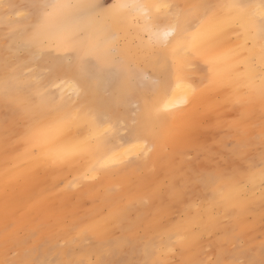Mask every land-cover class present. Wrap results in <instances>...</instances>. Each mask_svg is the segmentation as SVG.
Instances as JSON below:
<instances>
[{"label": "bare ground", "instance_id": "bare-ground-1", "mask_svg": "<svg viewBox=\"0 0 264 264\" xmlns=\"http://www.w3.org/2000/svg\"><path fill=\"white\" fill-rule=\"evenodd\" d=\"M97 1L62 0L61 5L76 7L53 8L51 14L56 17L38 19L32 38L22 32L25 27L16 36L20 41L26 40L31 50L44 44L40 62L58 70L59 76L50 78L41 88L30 87L19 76L18 67L7 60L5 48H0V103L10 110L14 123L22 122L28 128L27 140L23 141L28 145L25 148L9 145L0 125V165L2 156L14 159L10 165L0 166V212L4 216L7 207L16 210L24 206V215L33 212L41 199L52 208L57 195L55 184L66 171L77 187L85 177L102 173L108 178L112 172L119 173L136 164L148 155L149 148L155 146L161 135L174 138L176 143L192 144V139L185 140V135L177 130L196 129L206 114L213 115L209 120L211 125L220 127L221 111L233 108L237 101H243L237 109V124H245L247 130L255 132L254 123L262 119L264 41L249 25L246 13L228 7L233 3L258 4L259 1L181 0L180 8L174 9L169 18H162L157 10L161 0H117L111 9L99 7ZM46 3L49 4L48 0ZM140 5L149 6L147 17ZM0 22L11 23L1 14ZM173 25V34L163 40L165 47H161L162 40L157 34ZM16 27L20 28L15 25L10 29L12 35ZM164 52L170 56V64L163 59ZM197 54L214 63L212 88L204 86L190 70L189 65ZM157 56L162 58L158 62L160 66L157 65V78L144 76L142 69L155 68ZM127 101L138 103L135 115L139 121L129 125L120 136H107L114 125L110 117V120L102 119L100 115L118 111ZM158 155L155 150L152 156ZM41 158L66 161L68 165L58 173L47 174L38 166ZM220 168L214 167L212 172ZM263 169L253 174L256 187L264 175ZM161 172V175L152 173L146 186L148 191L171 186L166 169ZM123 183L125 193L118 197L121 208L144 189L140 182ZM240 190L243 188L233 187L231 192L245 208L248 201L239 198ZM227 196L228 192L223 198L226 200ZM259 196H264V190ZM19 215H23L22 209L8 218ZM215 219L210 217L208 221ZM192 220L191 216L185 217L165 232L168 254L172 236L182 233L195 236L196 233L190 232ZM115 232L110 225L106 234H102L98 248L116 249L134 242L125 233L118 236ZM150 232H155L152 225ZM148 239L150 236L145 240ZM150 246L144 242L142 250L149 260L158 264V251ZM184 256L197 257L185 251Z\"/></svg>", "mask_w": 264, "mask_h": 264}, {"label": "rangeland", "instance_id": "rangeland-1", "mask_svg": "<svg viewBox=\"0 0 264 264\" xmlns=\"http://www.w3.org/2000/svg\"><path fill=\"white\" fill-rule=\"evenodd\" d=\"M46 1L0 0V14L11 21L0 22V48H5L7 60L18 67L19 76L34 88H41L50 78L58 77V70L49 63L40 62L44 44L31 50L26 40H18L17 35L25 27L24 35L34 36L38 17L29 14L31 10L27 6ZM48 2L50 5L63 3L62 0ZM116 2L98 0L97 4L111 9ZM161 2L170 7L159 8V13L162 18H169L174 9L180 8L181 0ZM51 9H48L50 15ZM52 16L56 17V14ZM15 25L20 28L17 30L16 27V33L12 35L10 29ZM159 44L165 47L163 40ZM196 56L189 65L190 70L204 86L212 88L214 63L202 54ZM162 57L170 64L167 52ZM160 60L162 58L157 56L155 68L147 66L141 73L156 79ZM242 102L237 101L233 108L221 111L223 124L218 125L220 127L211 125L209 120L213 115L208 117L206 114L199 123L195 122L196 129H178L177 132L185 135V140H193L192 144L176 143L174 138L161 135L146 157L119 173L112 172L108 178L102 173L88 176L76 187L69 171L64 172L55 184L57 195L52 200V208L45 199L39 200L37 210L25 215L24 206L16 210L5 208V216L0 212V264H157L142 250L144 242H149L150 247L158 251V264H264V196H259L264 190V175L257 187L252 180L253 174L264 167V114L254 123L255 132L247 130L245 124L236 123L237 109ZM136 113L138 103L127 101L118 111L101 114L102 119L110 117L114 125L107 136L125 133L129 125L139 121ZM13 121L10 110L0 103L4 139L9 145L27 148L23 141L27 140L28 128L22 122ZM155 150L158 156H152ZM152 157L156 160L152 161ZM13 161L9 155L2 156L0 166L10 165ZM37 163L47 174L58 173L68 165L66 161L59 163L45 158ZM214 167L221 168L213 173ZM161 169H166L170 175L171 186L163 185L148 191L146 186L150 184L152 173L161 175ZM117 178L121 181H116ZM210 181L214 184H209ZM123 182L130 185L140 182L144 189L121 208L118 197L125 193ZM86 184L89 185L87 189L84 188ZM63 187L65 191H62ZM233 187L243 188L239 198L248 201L245 208L232 194ZM20 209L23 215L8 218ZM190 216L193 218L190 232L196 233L195 236L191 238L190 233L172 236L168 254L165 232ZM210 217L216 218L214 222L208 221ZM150 224L155 232L149 233ZM110 225L117 230L114 235L125 233L134 242L116 249L111 246L99 249L102 234H106ZM149 236L150 239L145 240ZM184 251L197 257L185 258Z\"/></svg>", "mask_w": 264, "mask_h": 264}, {"label": "snow or ice", "instance_id": "snow-or-ice-1", "mask_svg": "<svg viewBox=\"0 0 264 264\" xmlns=\"http://www.w3.org/2000/svg\"><path fill=\"white\" fill-rule=\"evenodd\" d=\"M30 9L29 14H35L39 20L43 21L48 18L50 13L48 12L49 8H72L76 7L73 5H50L46 3H33L27 6ZM115 7V6H114ZM144 15L147 17L148 14V5H140L139 6ZM157 10L159 8H169V5H157ZM229 8L239 9L242 12L247 14L249 25L251 28L259 35L261 41H264V0H260L258 4H244V3H233L228 5ZM175 30V26L173 25L171 28L163 31L162 33H158V39L166 41L168 37H170ZM264 52V46L261 49ZM262 88H264V83H262Z\"/></svg>", "mask_w": 264, "mask_h": 264}]
</instances>
